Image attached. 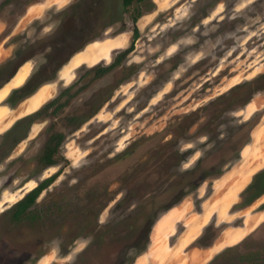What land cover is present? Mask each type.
<instances>
[{
  "label": "rangeland",
  "instance_id": "1",
  "mask_svg": "<svg viewBox=\"0 0 264 264\" xmlns=\"http://www.w3.org/2000/svg\"><path fill=\"white\" fill-rule=\"evenodd\" d=\"M43 87L36 110L55 103L10 147ZM0 108L16 117L0 264H263L238 258L264 255V190L247 189L264 171V0H0ZM249 173L221 219L212 204Z\"/></svg>",
  "mask_w": 264,
  "mask_h": 264
},
{
  "label": "trees",
  "instance_id": "2",
  "mask_svg": "<svg viewBox=\"0 0 264 264\" xmlns=\"http://www.w3.org/2000/svg\"><path fill=\"white\" fill-rule=\"evenodd\" d=\"M144 1H146V0H121V4H122V6L125 7V6L132 4V3L133 4L134 3H141ZM136 36H137V32L134 29L133 33H132V40H134ZM131 47H132V44L130 45V48ZM125 52H123V53H125ZM109 68H107L105 66L101 67V69H100L101 71L96 72V76L98 77L99 75L103 74ZM24 88H25V85H24V87L22 86L21 88L14 89L11 92V94L7 98V102L9 105H11V106L13 105L12 104V98H14V97L16 98L17 93H21L19 95L20 98L25 96V94H22V91ZM13 103H14V101H13ZM54 103H55V99L52 100L51 102H48L46 105H44L40 109L36 110L35 112H33V113L23 117V118H20L11 127V129L8 130L6 133L2 134L1 137L4 138L5 136L11 134L13 132V130H15L17 127L24 125L26 127V132L23 135L21 134V135L15 136L13 138L12 142L10 143V147H13V145L18 143L21 139L24 138V136H26L28 129L30 127V124H32V122L39 115H44L45 112L48 110V108L51 107ZM61 141H62V135L56 134V135H53V137L51 136L50 139H48L45 142L43 150H42V156H41V159L43 160L44 165H51L52 163L54 164L56 162V159L54 157H55L56 153L58 152V148L60 146ZM49 180L50 179L45 180L39 187L43 188L44 186H46L48 184ZM249 190H251L250 192L252 193V195L250 197L255 196L256 194H258L264 190V171L260 172L259 174H257L255 176L253 183L249 186ZM31 201H32L31 195H29V194L27 196H25L22 200H20V202L18 204H16L17 210L13 212V216L17 218V217L23 215L24 212L26 211L28 205L31 203Z\"/></svg>",
  "mask_w": 264,
  "mask_h": 264
},
{
  "label": "bare ground",
  "instance_id": "3",
  "mask_svg": "<svg viewBox=\"0 0 264 264\" xmlns=\"http://www.w3.org/2000/svg\"><path fill=\"white\" fill-rule=\"evenodd\" d=\"M159 5L162 6L163 4H159ZM29 8H31V7H29ZM29 16H30V13H29ZM25 74H26V68L24 66L22 68L20 67V69L15 74V76L10 80V82H9L10 85L11 86L19 85L23 81ZM46 90H47L46 87H43L42 89L40 88L34 95L30 96V98L28 100H26V102H25L26 107H23V111H22L21 115L30 113L32 111H35L37 108H39L40 105L42 104L41 102H43L45 97H46L45 96ZM255 107H254L253 103L248 104V108L250 111L253 110ZM21 108H22V106H21ZM19 111L21 112V110H19ZM13 115H14V113H10L7 108H0V128H4L8 123L13 121L16 118ZM8 116H10V117H8ZM255 137H258V134H256ZM251 160H252V158H251ZM249 175H250V173L248 175L242 174L240 182L235 183V184L231 183L232 186L229 185V187L227 188V190L225 192V195H223V192H222L221 197H219L218 200L212 204L213 210L218 209L217 215H219V217H221V219L225 217L224 210L227 209V207L229 206V204L233 200V196L235 195L236 191L238 190V188H240L242 185H244L245 182H247ZM211 209H212V206H211Z\"/></svg>",
  "mask_w": 264,
  "mask_h": 264
},
{
  "label": "flooded vegetation",
  "instance_id": "4",
  "mask_svg": "<svg viewBox=\"0 0 264 264\" xmlns=\"http://www.w3.org/2000/svg\"><path fill=\"white\" fill-rule=\"evenodd\" d=\"M21 66V65H20ZM18 69V68H17ZM15 72L16 71H14V73L11 75V77H9V79L8 80H10L13 76H14V74H15ZM254 181V180H253ZM253 181H252V183H253ZM251 183V184H252ZM250 184V185H251ZM248 189V191L250 192L251 190H249V187L247 188ZM17 209H14V211H16ZM264 210V205L262 206V208L260 209V212H262ZM13 211V212H14ZM11 217H12V219H14V220H16V219H19V217H14L13 216V213H12V215H11ZM260 228H264V221L262 222V224H260V226H259ZM244 239V238H243ZM242 238L239 240V241H237V242H235V243H233V244H226V246H225V250L226 251H232V250H234V249H237V250H239V248H241V247H245V244H246V242L243 240ZM260 257V258H259ZM264 255H263V251H260V254L259 253H257L256 255H254V256H251V257H247V256H241L240 257V259L238 258V261H239V263H243V262H261V263H263L264 264ZM259 258V259H258Z\"/></svg>",
  "mask_w": 264,
  "mask_h": 264
},
{
  "label": "crops",
  "instance_id": "5",
  "mask_svg": "<svg viewBox=\"0 0 264 264\" xmlns=\"http://www.w3.org/2000/svg\"><path fill=\"white\" fill-rule=\"evenodd\" d=\"M220 246H222V245H215V246L211 247L212 249H211V248H210V249H211V250H213V249L215 250V248H217V247L219 248ZM210 252H211V251H210Z\"/></svg>",
  "mask_w": 264,
  "mask_h": 264
}]
</instances>
